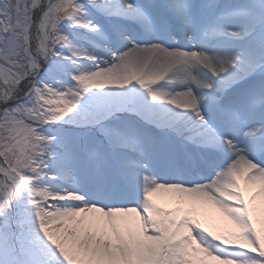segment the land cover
I'll return each instance as SVG.
<instances>
[{
  "label": "snow or ice",
  "instance_id": "6c2138e0",
  "mask_svg": "<svg viewBox=\"0 0 264 264\" xmlns=\"http://www.w3.org/2000/svg\"><path fill=\"white\" fill-rule=\"evenodd\" d=\"M0 264H264V0H0Z\"/></svg>",
  "mask_w": 264,
  "mask_h": 264
},
{
  "label": "bare ground",
  "instance_id": "6f19581e",
  "mask_svg": "<svg viewBox=\"0 0 264 264\" xmlns=\"http://www.w3.org/2000/svg\"><path fill=\"white\" fill-rule=\"evenodd\" d=\"M158 199V202H160V203H166V201L164 200V199H162V198H157ZM216 223V221L215 220H211L210 222H209V224H215Z\"/></svg>",
  "mask_w": 264,
  "mask_h": 264
},
{
  "label": "rangeland",
  "instance_id": "374dc122",
  "mask_svg": "<svg viewBox=\"0 0 264 264\" xmlns=\"http://www.w3.org/2000/svg\"><path fill=\"white\" fill-rule=\"evenodd\" d=\"M212 225V224H211ZM257 227H260V224H259V222H257Z\"/></svg>",
  "mask_w": 264,
  "mask_h": 264
}]
</instances>
